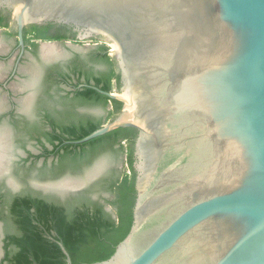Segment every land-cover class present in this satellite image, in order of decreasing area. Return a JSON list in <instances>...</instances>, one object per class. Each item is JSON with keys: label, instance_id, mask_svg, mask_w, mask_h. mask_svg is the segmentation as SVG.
<instances>
[{"label": "water", "instance_id": "obj_1", "mask_svg": "<svg viewBox=\"0 0 264 264\" xmlns=\"http://www.w3.org/2000/svg\"><path fill=\"white\" fill-rule=\"evenodd\" d=\"M12 10L21 32L27 1ZM91 13L122 21L101 31L126 77L107 95L126 108L80 142L131 126L154 162L129 233L99 264H264V0H104Z\"/></svg>", "mask_w": 264, "mask_h": 264}, {"label": "flooded vegetation", "instance_id": "obj_2", "mask_svg": "<svg viewBox=\"0 0 264 264\" xmlns=\"http://www.w3.org/2000/svg\"><path fill=\"white\" fill-rule=\"evenodd\" d=\"M16 1L0 0V264L22 262L16 239L25 215L53 239L51 222L37 215L113 216L109 201L123 178L134 177L137 201L140 178L154 166L149 138L131 126L80 142L126 108L107 95L126 77L101 31L123 32L121 19L108 24L91 13L104 0H26L20 32ZM162 200L145 197L140 212L153 213Z\"/></svg>", "mask_w": 264, "mask_h": 264}, {"label": "trees", "instance_id": "obj_3", "mask_svg": "<svg viewBox=\"0 0 264 264\" xmlns=\"http://www.w3.org/2000/svg\"><path fill=\"white\" fill-rule=\"evenodd\" d=\"M118 189V199L109 201L115 208L113 216L110 212H79L65 222L60 216L37 215L38 221L51 222L55 230L53 239L43 236L30 216L25 215L21 222L24 235L16 239L23 254L19 264H31L30 258L35 264H67L57 241L65 247L71 264H99L108 259L133 224L134 177L126 175Z\"/></svg>", "mask_w": 264, "mask_h": 264}, {"label": "rangeland", "instance_id": "obj_4", "mask_svg": "<svg viewBox=\"0 0 264 264\" xmlns=\"http://www.w3.org/2000/svg\"><path fill=\"white\" fill-rule=\"evenodd\" d=\"M109 44H110V48H112V49H115V47L113 46V43L112 42H109ZM126 115H122V117H125Z\"/></svg>", "mask_w": 264, "mask_h": 264}]
</instances>
